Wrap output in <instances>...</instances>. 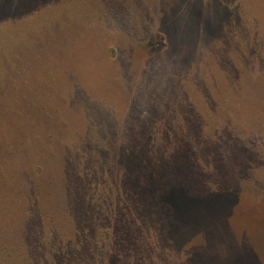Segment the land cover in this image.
<instances>
[{
	"label": "rangeland",
	"instance_id": "obj_1",
	"mask_svg": "<svg viewBox=\"0 0 264 264\" xmlns=\"http://www.w3.org/2000/svg\"><path fill=\"white\" fill-rule=\"evenodd\" d=\"M0 264H264V0H0Z\"/></svg>",
	"mask_w": 264,
	"mask_h": 264
},
{
	"label": "trees",
	"instance_id": "obj_2",
	"mask_svg": "<svg viewBox=\"0 0 264 264\" xmlns=\"http://www.w3.org/2000/svg\"><path fill=\"white\" fill-rule=\"evenodd\" d=\"M182 151H185L184 149H182V147H180ZM144 148H136L135 150H137L138 152H140V150H143ZM176 152V151H175ZM179 154V151H177ZM128 167H134L135 171L131 170L128 172L127 177L128 180L127 182H130V188H132L133 190H128V192H130L131 194H133V196L135 194H138L139 192H141L142 187L140 186V183H137V181L135 180V178L137 177H143L144 181H150L153 182L152 185H149L147 187V189L143 190V194L146 196V194H149V200L150 201H157L156 199H158V197L162 194H159V191H164L167 193L172 194L173 190L177 189L175 187H179L180 182L183 181V183L185 184L186 180H191V177H193V175L191 173H183L182 171L179 173H175V172H171L170 174L164 175V176H157L154 168H150L153 171H150V169H148V163L146 160H144L142 153H137L136 155L134 154V156H132L131 158L128 159ZM189 163V162H188ZM151 167V165H150ZM157 177V179H156ZM159 194V195H158ZM137 197H139V195H137ZM62 250L64 249V247H59Z\"/></svg>",
	"mask_w": 264,
	"mask_h": 264
}]
</instances>
